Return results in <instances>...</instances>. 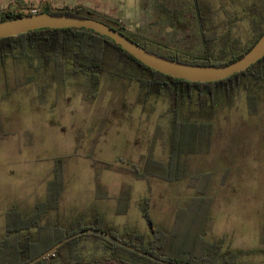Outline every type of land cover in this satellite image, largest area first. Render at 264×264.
I'll use <instances>...</instances> for the list:
<instances>
[{
	"label": "rangeland",
	"instance_id": "1",
	"mask_svg": "<svg viewBox=\"0 0 264 264\" xmlns=\"http://www.w3.org/2000/svg\"><path fill=\"white\" fill-rule=\"evenodd\" d=\"M76 5L119 19L140 42L212 59L245 50L264 26V0H0V13ZM203 32L215 40L206 43ZM112 69L89 99L84 76L72 75L70 66L58 83L53 67H43L34 54L0 62V239L12 208L29 214L45 203L61 159L62 191L41 224L74 230L100 215L103 229L137 232L147 243L153 236L140 202L148 199L154 227L167 233L177 210L203 186L211 198L205 238L224 239L248 264H264V82L242 83L229 96L217 93L202 109L196 94L181 103L180 152L167 181L160 175L173 101L167 93L146 98L137 81L112 77ZM133 72L145 76L140 68ZM247 92L257 97L255 113ZM135 167L142 177L132 173ZM99 243L82 238V258H101Z\"/></svg>",
	"mask_w": 264,
	"mask_h": 264
},
{
	"label": "trees",
	"instance_id": "2",
	"mask_svg": "<svg viewBox=\"0 0 264 264\" xmlns=\"http://www.w3.org/2000/svg\"><path fill=\"white\" fill-rule=\"evenodd\" d=\"M33 13L90 18L122 33L148 52L172 61L197 66H226L240 59L264 33L263 26L252 44L245 50L233 53L227 60H224L212 59L206 53L199 57L188 56L163 44L140 42L123 28L119 19H108L106 16H101L84 6L55 9L46 7L39 11L27 10L25 13L17 14L0 13V23ZM204 33L202 34L206 43L215 40V36L207 38ZM29 53L34 54L43 67H53V77L58 83L65 81L69 73L67 70L68 66L71 68L70 73L72 75L84 76L85 83L83 87L87 90L89 99L96 97L97 87L102 74L107 71V68H113L108 71L112 77L137 81L146 98L151 95L169 94L173 104L167 112L170 116L166 127L168 159L163 168V175H160L162 179L167 181H170L173 176L172 173L178 163L176 159L179 157L180 152L177 148V131L179 128L178 107L181 103L192 102L193 95L196 94V104L202 109L206 99L213 101L217 93L229 96L242 83L250 81L258 85L264 82V57L243 72L224 80L213 83H192L174 79L146 67L111 40L85 29H43L0 40V62L2 63L8 57L19 59ZM125 68H130L132 72L127 75L124 74L121 70ZM136 68H140L145 73V76H134L135 72L133 71ZM246 101L249 112L255 113L256 95L252 92H247ZM209 109H212V106ZM62 167V161L59 159L55 163L53 170L54 184L47 192L45 203H37L29 214L12 208L10 214L7 215L5 219L6 232L0 239V264H27L48 251L58 242L87 229L103 230L136 249L172 264H248L240 258V252L228 248L227 245L225 246L224 239L210 242L205 238L204 226L208 219L211 198L206 195L203 186L197 189L198 195L196 197L192 198L185 207H180L177 210L174 225L167 233L154 227L148 211V199L145 198L140 202L142 217L146 220L153 236L147 243L144 241L143 236L137 232L126 231L120 237L111 230L103 229V218L100 215L96 216L89 225L80 224L74 230H64L56 224H41L44 214L55 207L61 194ZM132 173L137 177H142L136 167ZM82 238H93L99 241L100 243L96 249L102 251V257L90 260L82 258L78 246ZM137 241L140 242L136 243ZM34 264L160 263L123 248L103 236L84 234L69 240L47 258Z\"/></svg>",
	"mask_w": 264,
	"mask_h": 264
},
{
	"label": "water",
	"instance_id": "3",
	"mask_svg": "<svg viewBox=\"0 0 264 264\" xmlns=\"http://www.w3.org/2000/svg\"><path fill=\"white\" fill-rule=\"evenodd\" d=\"M43 29H85L92 31L99 36H103L111 40L115 45L120 47L123 51L146 67L174 79L184 80L192 83H213L224 80L235 74L243 72L264 57V33L240 59L226 66H197L172 61L154 53L148 52L124 36L122 33L110 28L102 22L90 18L68 15H53L48 13H33L31 15L19 17L17 19L1 22L0 40ZM84 234H97L103 236L113 243L155 262L160 264H172L170 262L158 259L149 253L136 249L133 246L118 240L103 230L92 229L83 230L80 233L65 238L27 264H34L47 258L69 240Z\"/></svg>",
	"mask_w": 264,
	"mask_h": 264
},
{
	"label": "crops",
	"instance_id": "4",
	"mask_svg": "<svg viewBox=\"0 0 264 264\" xmlns=\"http://www.w3.org/2000/svg\"><path fill=\"white\" fill-rule=\"evenodd\" d=\"M76 6H81V5H76ZM70 7V6H69ZM71 7H75V6H71ZM2 228L4 229L5 228V219H4V222H3V226Z\"/></svg>",
	"mask_w": 264,
	"mask_h": 264
}]
</instances>
